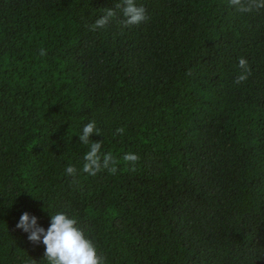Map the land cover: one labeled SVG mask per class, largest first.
I'll return each instance as SVG.
<instances>
[{"label":"trees","instance_id":"trees-1","mask_svg":"<svg viewBox=\"0 0 264 264\" xmlns=\"http://www.w3.org/2000/svg\"><path fill=\"white\" fill-rule=\"evenodd\" d=\"M120 2L0 0V264H48L16 224L61 211L107 264H264V10L136 0L124 27ZM91 120L115 174L82 171Z\"/></svg>","mask_w":264,"mask_h":264},{"label":"clouds","instance_id":"clouds-1","mask_svg":"<svg viewBox=\"0 0 264 264\" xmlns=\"http://www.w3.org/2000/svg\"><path fill=\"white\" fill-rule=\"evenodd\" d=\"M229 5L240 13L260 12L264 10V0H229ZM115 9L120 10L124 19L121 24L124 27L139 25L146 22L149 17L146 14V9L143 5H137L136 0H121L115 4ZM117 11L113 8L105 9V13L95 22L88 26L90 30L95 31L97 28H103L109 24L112 18L116 17ZM40 55H46V50L41 49ZM238 67L242 70L235 78V83L239 84L247 80L251 75V69L248 61L241 57L238 61ZM191 70H189V75ZM124 129H116L117 134H122ZM101 135V130L97 128L96 121L91 120L84 127L82 134L79 135V141L84 145L89 146V150L84 154L82 171L91 176H95L102 170H107L111 174L117 172L116 165L118 161L111 152L102 153V141L90 142V137L93 134ZM123 161L130 163L133 167L131 171H135V163L138 161V156L134 153H125L122 157ZM65 172L72 177L71 183L78 184V170L75 166L69 165ZM17 229L27 233L28 240L38 245H45L44 260L48 264H107L106 257L99 250L98 245L93 239L89 238L83 229L79 227V221L75 215L67 212H58L51 215L50 226L47 230L38 224V218L35 215H30L24 212L18 223ZM33 259V264H35Z\"/></svg>","mask_w":264,"mask_h":264}]
</instances>
